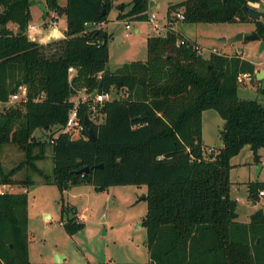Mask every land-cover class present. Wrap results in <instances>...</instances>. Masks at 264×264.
<instances>
[{
	"label": "trees",
	"instance_id": "obj_1",
	"mask_svg": "<svg viewBox=\"0 0 264 264\" xmlns=\"http://www.w3.org/2000/svg\"><path fill=\"white\" fill-rule=\"evenodd\" d=\"M260 1L183 0L168 6V17L172 21L183 11L189 23L253 22L254 32L264 40V14L253 20L245 8ZM149 3H123L118 18L147 21ZM46 4L44 15L66 16L67 29L64 37L40 43L27 34L30 0H0V24L18 26H6L0 33V148L18 145L36 169L35 160L52 149L54 178L47 175L44 182L61 190L60 222L65 231L75 235L85 227L77 206L65 199L70 188L89 184L103 192L116 185H146L142 226L149 261L96 264H264V207L249 222H240L237 201L230 195L232 158L250 145L254 161L262 163L264 106L241 98L239 86L247 83L238 81L239 74L249 73L264 95L256 64L238 54L212 52L207 57L196 50V41L169 29L164 36L148 37L146 60L112 71L111 35L88 24L108 21L113 0ZM71 66L76 69L72 79ZM23 85L27 100L8 105ZM82 88L128 93L103 104L105 119L93 125L97 140L89 139L88 129L78 138L60 132L71 98ZM209 109L225 124L223 147L207 154L203 112ZM87 112L84 105L81 117ZM39 129L49 132L45 139L35 135ZM86 167L89 171L80 172ZM15 173L16 168L5 173L0 163L1 184L33 183L13 179ZM262 190L264 182H249L253 201ZM30 242L28 192L0 194V264H69L32 262Z\"/></svg>",
	"mask_w": 264,
	"mask_h": 264
},
{
	"label": "rangeland",
	"instance_id": "obj_2",
	"mask_svg": "<svg viewBox=\"0 0 264 264\" xmlns=\"http://www.w3.org/2000/svg\"><path fill=\"white\" fill-rule=\"evenodd\" d=\"M128 1V0H127ZM183 0H157L161 6H153L148 15L156 14L159 20L167 22L165 29L156 32L154 27L146 23L131 24L127 29L126 21L115 18L116 8H112L109 16V68L114 71L127 62L146 60L147 36L166 35L173 26L183 27L189 35L204 45L208 56L209 49L218 48L219 52L227 54L239 53L243 58L261 66L264 62V50L260 51V40H237L240 34L250 35L255 30L253 22H222V23H187L174 15L172 21L168 17V6ZM31 23L42 27L45 33L56 28H64L65 17L59 23L44 27V20L50 21L51 14L43 18V6L46 0H30ZM61 5L67 0H59ZM253 5V4H251ZM264 6V4H263ZM254 5V7H263ZM64 16V15H63ZM262 18V17H261ZM184 21V22H182ZM136 27L140 32L136 33ZM41 42L54 40L51 34L44 36ZM119 39V41L117 40ZM225 39L226 41H222ZM50 40V41H49ZM259 84L249 82L239 86V95L243 99L257 100L264 106V95L258 90ZM19 100H9L8 105L16 104ZM224 120L214 109L205 110L203 126L205 141L208 146L220 148L216 141L217 135H222ZM49 132L36 130L35 135L45 139ZM208 141V142H207ZM215 149V148H214ZM264 159V148L259 150ZM0 163L5 173L16 168L13 179L22 181L31 179L32 184L25 187L23 183L12 185V192H28L29 198V235L30 260L35 263H52L58 255L65 256L69 264H94L109 260L116 262H148L147 231L142 226L147 213L146 185H116L108 190L97 192L93 186L83 184L74 186L72 191H65V199L75 203L84 216L85 227L75 235H69L60 222L61 190L54 183H45L48 175L54 178V159L52 149L48 148L46 156L36 159V168L27 161L26 152L14 143H8L0 148ZM235 164L231 172L230 195L237 201L238 219L249 221L250 215L264 207V196L252 200L249 198V182H264V168L257 175V165L250 145H246L233 159ZM10 186V185H9Z\"/></svg>",
	"mask_w": 264,
	"mask_h": 264
},
{
	"label": "built area",
	"instance_id": "obj_3",
	"mask_svg": "<svg viewBox=\"0 0 264 264\" xmlns=\"http://www.w3.org/2000/svg\"><path fill=\"white\" fill-rule=\"evenodd\" d=\"M255 4L263 6L264 0H261L260 2H257ZM263 8H264V6H263ZM175 16H177V18L179 20L185 19V15H184L183 11L177 12L175 14ZM263 20H264V18H263ZM147 21L153 25L154 30L156 32H160L161 30L165 29V26L167 24V22H164L163 20H159L156 14L150 15ZM50 25H51L50 23H46L44 25V27H50ZM88 26L91 29H95V28L99 29V28H103V23L102 22H99V23L94 22V23L88 24ZM126 27H127V29L131 28V22L130 21H126ZM29 28H30V30L28 31V33L30 31H32V32L37 31L38 27L35 25H31ZM29 35H30V38L32 40H36V38L33 37L31 34H29ZM196 50H198V52L201 54H204V52H205V48H203L202 46H196ZM212 52L217 53L219 51L217 49H213ZM263 64H264V62H263ZM75 73H76L75 67H73V66L69 67L70 79H72L74 77ZM98 78L103 80L101 73L98 74ZM251 80H252V77L249 73H241L238 76V81L241 83H249V82H251ZM20 88L21 89H20L19 93L11 95V97H10L11 101H14V100L26 101L27 100L26 88L24 86H22ZM127 95H128V93H125V92H122V93L118 92L117 93L116 88H112L111 90L104 91V92H99L98 90H96L94 92H90L86 88L80 89L77 92V94L71 98L73 105L69 111L67 123L61 128L60 132L61 133H69V134H71V136L73 138H78V137L84 136L85 135L84 134L85 129H88L87 126L84 124V118H82L81 114H80L81 109L84 107V105H86L88 108V112L86 114H88L93 125L94 124H100L105 119V114L102 111L103 104L108 100H113L115 98L125 97ZM213 149L214 148H209L208 152H212ZM9 187L10 186L8 184H1L0 183V194H5L8 192H11ZM263 196H264V190H262L260 192V198Z\"/></svg>",
	"mask_w": 264,
	"mask_h": 264
},
{
	"label": "crops",
	"instance_id": "obj_4",
	"mask_svg": "<svg viewBox=\"0 0 264 264\" xmlns=\"http://www.w3.org/2000/svg\"><path fill=\"white\" fill-rule=\"evenodd\" d=\"M132 0H113V8H116V11H115V18H117L118 20H121V21H126V20H124V19H119L118 18V16H119V14H120V12L122 11V4L123 3H125V4H128V3H130ZM151 1V0H150ZM154 2H155V5L154 6H157V7H160L161 5L159 4V3H157V0H154ZM253 5H251L252 7H254V5H256L255 3H252ZM65 5V4H64ZM45 6L47 7V4H45ZM44 7V6H43ZM42 7V8H43ZM130 7L129 6H127V8H126V10H125V12L129 9ZM149 8H150V6H149ZM254 8H256V7H254ZM259 8V7H258ZM258 8H256V9H258ZM2 10V7H1V5H0V11ZM111 11H112V9H111ZM111 11H110V13H109V15H108V21H106V22H102L103 23V29H105V31H107V33L110 35V30H108L107 28H108V23H109V21H110V19H109V16H110V14H111ZM46 12V10H44V8H43V18H44V13ZM264 14V13H263ZM51 16V18H50V21L48 22V21H45L44 20V25L46 24V23H50L51 25L50 26H52V25H54V24H56V23H59L61 20H62V18H64L65 17V19H66V16H55L53 13L50 15ZM146 23V21H132L131 22V24H134V23ZM148 22V21H147ZM182 22H184V21H182ZM53 23V24H52ZM66 23H67V19H66ZM187 23H189V22H187ZM151 24V23H150ZM193 24H196V23H193ZM31 25H35V24H32L31 22L29 23V25H28V28H27V34H28V37L30 38V35L29 34H31L33 37H35L36 38V40L35 41H38V42H40V43H45V42H41V41H43L45 38H44V36L45 37H47L48 35H52V36H54V39H58V38H62V37H64L65 36V30L67 29V25L64 27V28H61V29H59V28H56V25H55V29H54V31H50V32H47V33H45L44 31H42V27H39L38 25H35V26H37L38 28H37V31H35V32H32V31H30L29 33H28V31L30 30V26ZM152 25V24H151ZM9 27V28H11V29H13V30H17V28H18V26H17V24H15V23H13V22H10V23H8V25H5V27ZM153 26V25H152ZM4 27V28H5ZM3 28V29H4ZM45 28H47V27H45ZM2 29V30H3ZM172 29L173 30H175V31H177V32H179V33H181L182 35H184V36H186V37H188V38H190V39H192V40H194V41H196L200 46H202L203 48H205V46L204 45H202V44H200V42H198L197 40H195L191 35H189L188 33H187V31L183 28V27H175V26H173L172 27ZM135 32L136 33H139L140 32V27H136V29H135ZM1 33V32H0ZM111 36H113V34L111 35ZM149 36H151V34L150 35H148L147 36V39H148V37ZM31 39V38H30ZM51 40H53V39H51ZM118 41H119V39H117ZM50 41V40H49ZM226 41V40H225ZM224 41V42H225ZM146 43H147V41H146ZM214 49H217L218 50V48H214ZM212 50L213 49H209V53L211 54L212 53ZM207 51V49L205 48V52ZM219 51V50H218ZM205 52H204V55H205ZM219 53H221V52H219ZM210 54L207 56V57H209L210 56ZM235 54H238V55H240L239 53H235ZM241 56V55H240ZM134 61V60H133ZM256 67H257V70H256V74L257 73H259V72H261L263 69H264V64L262 63V65L261 66H259V65H256ZM258 78V77H257ZM25 88H26V86L25 85H23ZM22 87V86H21ZM20 89L21 88H19V90L16 92V93H19L20 92ZM26 91H27V88H26ZM16 93H14V94H16ZM13 95V94H12ZM11 97V96H10ZM10 100V99H9ZM204 113H205V111L203 112V115H204ZM218 137H217V140L216 141H218L219 142V140H220V143L219 144H217V145H222V146H220V148L221 147H223V145H224V137H223V135H217ZM205 129H204V126H203V140H204V143H205V145H207L206 144V141H205ZM208 142V141H207ZM208 146V145H207ZM209 148H212L213 146H208ZM215 149H217L216 147H214ZM207 154H209V152H208V150H207ZM235 158V156L232 158V160H231V162H232V164H233V168L235 167L234 165V163H233V159ZM255 164L257 165V172H258V167H259V165H261L262 166V169H261V171L263 170V168H264V159H262V163L261 164H259V163H256L255 162ZM232 168V169H233ZM232 169H231V172H232ZM261 171H260V173H261ZM257 175H258V173H257ZM260 175V174H259ZM8 185H10V184H8ZM92 186V185H91ZM10 187L12 188V185H10ZM94 188V187H93ZM72 189H73V187L72 188H70L69 190H67V191H72ZM95 190V189H94ZM147 190L148 189H146V195H147ZM13 192V191H12ZM72 204H74V205H76L75 203H72ZM77 206V208H78V210L80 209L79 207H78V205H76ZM252 215V214H251ZM251 215H250V218H251ZM79 216H80V218L84 221V216H82L80 213H79ZM239 217V216H238ZM238 221H240L239 219H238ZM250 221V220H249ZM249 221H245V222H249ZM240 222H244V221H240ZM58 258H61L63 261H67L66 260V257L65 256H60V255H58Z\"/></svg>",
	"mask_w": 264,
	"mask_h": 264
},
{
	"label": "water",
	"instance_id": "obj_5",
	"mask_svg": "<svg viewBox=\"0 0 264 264\" xmlns=\"http://www.w3.org/2000/svg\"><path fill=\"white\" fill-rule=\"evenodd\" d=\"M155 5V2L154 0H151L150 3H149V6L150 7H153ZM44 10H47V7L44 5ZM246 10L248 11V13L250 14L251 18L253 20H258L260 19V17H262L263 13H264V8L263 7H259L258 9L252 7L251 5H246ZM5 27L4 24H0V32L2 31V29ZM251 39V40H260L261 41V44H260V51L264 50V40H262L260 38V35L257 33V32H253L252 34L250 35H247V36H243V34H240L238 37H237V40H243V39ZM222 41H225V39H223ZM257 77L258 79H261L262 80V85H263V88H264V69L257 73ZM104 81V79H103ZM118 87H119V84H118ZM117 87V88H118ZM119 92V89H117V93ZM95 94V93H94ZM143 116H140L139 118H141ZM84 124L87 126L88 128V131H89V139L90 140H97V136H96V133L94 131V128H93V123L91 121V119L89 118L88 114L85 115L84 117ZM262 169V166L259 165L258 167V175L260 174V171ZM84 171H89V168L86 167L84 169H81L80 172H84ZM146 199V195H144V197ZM57 263H60V262H63V260L61 258H57V260L55 261Z\"/></svg>",
	"mask_w": 264,
	"mask_h": 264
}]
</instances>
